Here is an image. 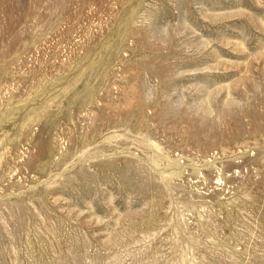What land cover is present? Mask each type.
Instances as JSON below:
<instances>
[{
    "label": "rangeland",
    "instance_id": "374dc122",
    "mask_svg": "<svg viewBox=\"0 0 264 264\" xmlns=\"http://www.w3.org/2000/svg\"><path fill=\"white\" fill-rule=\"evenodd\" d=\"M0 264H264V0H0Z\"/></svg>",
    "mask_w": 264,
    "mask_h": 264
}]
</instances>
